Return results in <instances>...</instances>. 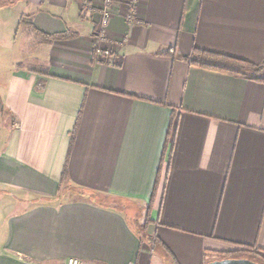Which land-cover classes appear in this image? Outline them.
<instances>
[{"label": "crops", "instance_id": "obj_1", "mask_svg": "<svg viewBox=\"0 0 264 264\" xmlns=\"http://www.w3.org/2000/svg\"><path fill=\"white\" fill-rule=\"evenodd\" d=\"M82 1L26 0L35 50L0 88V190L17 206L0 264L264 257V75L189 61L263 64L264 0H115L103 40Z\"/></svg>", "mask_w": 264, "mask_h": 264}, {"label": "rangeland", "instance_id": "obj_2", "mask_svg": "<svg viewBox=\"0 0 264 264\" xmlns=\"http://www.w3.org/2000/svg\"><path fill=\"white\" fill-rule=\"evenodd\" d=\"M100 1V0H99ZM85 1L83 0L82 3ZM115 2V0H113ZM10 6V8H6ZM0 88L6 83L18 63L25 59L31 58L30 53L35 50V47H25L23 40V31L19 29L20 22L24 21L23 16L27 12L26 0H0ZM25 21L28 18H24ZM1 101V100H0ZM10 115L6 114L4 106L0 103V142L4 141L9 130L5 124H9ZM79 191L76 188H70L61 193L63 201L69 200L70 197L77 195ZM76 197V196H75ZM6 196V193L0 190V228L2 227L6 215L13 208H17L16 202ZM10 208V209H9ZM150 226V225H149ZM149 228V227H148ZM239 258H246L258 263L263 261L261 255L256 252L243 251L238 254ZM231 258V257H229Z\"/></svg>", "mask_w": 264, "mask_h": 264}, {"label": "trees", "instance_id": "obj_3", "mask_svg": "<svg viewBox=\"0 0 264 264\" xmlns=\"http://www.w3.org/2000/svg\"><path fill=\"white\" fill-rule=\"evenodd\" d=\"M25 17H23L24 21H21V25L25 26V25H29L28 21L24 19ZM42 38L43 40H45L46 42H50V41H55V40H62L65 38L66 34H59V35H47L41 32L36 31ZM190 63L192 65H196V66H200L209 70H214V71H220V72H224V73H228V74H232V75H239V76H245L248 78H259L260 76L264 75V63L261 65H256V64H252L246 61H242V60H238V59H234L231 57H227V56H222V55H217L214 53H210L207 51H202L199 49H195L193 52L192 57L189 59ZM17 68H23V65H19L17 66ZM264 81V79H263ZM64 179L66 177V173H64L63 175ZM160 182V178H157V183H156V187H155V192H154V196L156 195V191L158 188V184ZM81 192L79 193L80 196L82 197H86V198H90L93 199L96 197V193H88L85 192L87 190L84 189H80ZM151 224V220L147 219V221L145 222V224L142 227V232L144 235L147 236V231H148V227ZM147 239V238H146ZM154 245L157 246V241H154ZM240 254V253H238ZM238 254H234V255H229L228 257L231 258H239L236 257L238 256ZM262 258L261 261H263L260 264H264V257H260Z\"/></svg>", "mask_w": 264, "mask_h": 264}, {"label": "built area", "instance_id": "obj_4", "mask_svg": "<svg viewBox=\"0 0 264 264\" xmlns=\"http://www.w3.org/2000/svg\"><path fill=\"white\" fill-rule=\"evenodd\" d=\"M85 2L83 3L85 10L92 9L94 7L99 6L101 11H102V19H101V25L99 27L98 31V38L100 40L104 39V33L106 30V27L109 23V20L111 18V8L113 6V0H84ZM67 264H82L80 260L78 259H69L67 261Z\"/></svg>", "mask_w": 264, "mask_h": 264}, {"label": "water", "instance_id": "obj_5", "mask_svg": "<svg viewBox=\"0 0 264 264\" xmlns=\"http://www.w3.org/2000/svg\"><path fill=\"white\" fill-rule=\"evenodd\" d=\"M209 264H260L246 258H225L216 261H212Z\"/></svg>", "mask_w": 264, "mask_h": 264}]
</instances>
